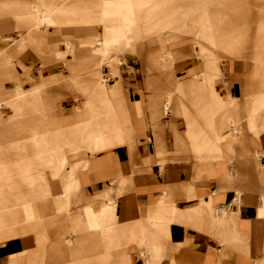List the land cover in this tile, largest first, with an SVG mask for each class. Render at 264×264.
I'll list each match as a JSON object with an SVG mask.
<instances>
[{
    "label": "crops",
    "instance_id": "1",
    "mask_svg": "<svg viewBox=\"0 0 264 264\" xmlns=\"http://www.w3.org/2000/svg\"><path fill=\"white\" fill-rule=\"evenodd\" d=\"M18 2L0 0V109L3 106L11 109L6 119L0 115V206L6 207L4 214L8 222L0 230L6 236L17 235L15 239H5L1 247L6 251L8 247H20L18 237L28 233L31 236L23 241L25 251L18 248L16 252L8 250L3 254L5 250L0 249V258H5L0 262L27 264L31 242L42 238L41 226L13 224L12 212L19 219L20 210L12 207L17 200L11 199L1 183L6 172L5 163L10 158L19 172L37 169V154H33L40 144H35L33 137L39 130L33 120L25 121L18 113L27 107L31 111L26 114H56L54 123L57 127L63 125V119L73 124L65 127L64 122V126L58 128L59 138L66 142L65 145L42 143L45 162L58 169L57 173L65 166L69 168L61 199L52 202L55 207L65 206L64 198L69 196L68 193L81 182L83 184L84 191L80 196H72L80 198L83 215L74 220L71 232L84 229L81 224L84 219L86 229L97 228V236L104 235L106 240L116 237L121 230L116 227L122 210L120 195L126 182L132 180L140 215L131 223L128 233L122 234L142 245L139 252L131 248L128 264H149L140 261L147 254L151 264H255L262 255L259 248H264V153L256 156L263 150L260 142L264 141V106H261L264 105V81L257 86L259 96L251 109L253 118L241 124L240 117L232 115L222 98L227 95L242 97L240 81L248 71L242 69L241 63L239 71V66L226 63V86L219 91L218 84L214 83L215 76L208 82L187 79L179 84L181 80L176 79L170 69L180 49L171 47L170 59L158 67L157 75L147 77L145 81L136 80L135 73L130 70L121 74L118 66H112L108 70L115 81L107 85L95 71L100 66V57L111 60V56H105L99 40L105 38L110 42L109 54L121 40L129 46L131 28L128 19H119L116 26L108 25L109 32L105 29L103 17L107 13L104 8L89 10V4L75 6L74 2L71 7L56 3L45 9L42 17L31 20L27 18L30 12ZM131 6L129 4L128 13H133ZM192 12L193 9L187 16ZM10 14L25 20L17 26L18 31L13 30L19 34L8 44L10 29H14L9 25L14 21L4 16ZM97 14L102 16V32L92 25ZM257 15L261 18V30L264 28L263 7L258 9ZM43 22L53 26L55 36L62 35L63 31L69 33L61 44L74 51L72 59L65 62L60 49L54 50L49 44L48 35L38 28ZM78 23L89 25L78 29ZM170 25L156 27L150 33L162 36L163 42L172 44L184 29L180 28L178 32L175 28L170 29ZM22 28L27 31H21ZM241 32L234 33L236 42ZM75 33L85 35L87 39L74 42ZM137 37L141 38V35ZM200 40L201 33L192 39L198 44ZM25 47L32 48L45 62L56 58L62 60L68 74L61 77L64 73H60L56 65L41 67L34 61V54L22 62V67L19 66L16 54ZM82 50H91L98 59L80 64L78 53ZM147 63L144 61L149 67ZM92 67L94 72H88L87 69ZM262 69L264 71L261 63H255L251 79ZM64 92L76 99L81 97V101L61 100ZM161 116L166 119L159 123ZM183 117L187 132H184ZM108 127L112 130L108 131ZM198 134L204 135L198 142H192L194 145L189 149L185 143L187 137L195 141ZM172 156L180 162L166 161ZM69 159L75 161L68 163ZM186 182L189 183L184 184ZM106 187L112 188V194L104 190ZM184 188L188 195L195 197L187 215L184 213L187 200ZM24 189L42 190L39 184L35 188L30 184ZM24 196L19 198L27 202ZM95 197L97 200L92 201ZM221 208L228 214L223 215ZM135 209L128 208L136 214ZM48 238L52 241L40 252L41 259L37 264L43 261L44 264H55L63 253L64 236L50 235ZM161 253H164L162 258ZM35 258L33 262H36ZM262 261L264 264V258Z\"/></svg>",
    "mask_w": 264,
    "mask_h": 264
},
{
    "label": "rangeland",
    "instance_id": "2",
    "mask_svg": "<svg viewBox=\"0 0 264 264\" xmlns=\"http://www.w3.org/2000/svg\"><path fill=\"white\" fill-rule=\"evenodd\" d=\"M74 2H76L75 4L77 5H75ZM18 3H21L20 5L30 12L27 17L30 19L42 17V15L45 14V9L54 6L56 3L62 7H67L71 4L75 6L89 4V10L93 8H104L107 13L103 17L106 20L105 24L107 27L105 26V29L109 32V26H116L119 19L125 21L128 19V25L131 28L128 39V41H130L129 46L124 44V40L119 41V45L109 54L111 60L105 59L102 56L100 57V66H96L98 69L96 68L95 71L98 72L100 79H105L106 82L104 83H107V85H111L115 81V78H110L108 70V68H112V66H118V70L120 69L121 74L122 72L125 73L126 70H130L135 73L136 80L145 81L147 77L157 75L158 67L166 60L170 59L169 52L171 47L180 49V54L174 58L172 61L173 65L170 69L173 76L181 80L178 82L179 84L187 79L196 82H200L201 80L208 82L215 76L214 83L216 85L218 84L219 91L220 88L224 89L226 86V63H234L236 67L239 66L237 67V71H239V68L241 69L239 65L241 63L242 69L248 71L241 79L242 82L240 81L242 86V97L227 95L226 98H222L224 99L225 105L231 109L232 115L240 117V124L253 118L251 109L254 107L253 105L258 102L259 96L257 86L264 81L263 69L261 71L258 70L256 78L251 79L252 68L255 63L259 62L264 67V28L261 30L259 29L261 18L257 15L258 9L264 8V0H19ZM129 4L130 6L133 4V6H131L133 13H128ZM13 7H15V5ZM192 9V14L187 16ZM4 17H8L14 21L13 24L9 25L14 28L10 29L8 37V44H11L14 41L13 36L19 34L18 32L13 33V30L18 31V25L22 24L25 18L21 19L20 16L16 14L5 15ZM95 17L96 22H93L92 25L102 32L100 23L102 16L97 14ZM168 23H171L170 29L175 28L178 32L180 28L184 29L172 44L167 41L163 42L164 39L162 36H154L150 33L152 29L164 27V24L166 25ZM88 25L89 23L76 24L78 29L87 28ZM52 27L53 26L48 25L46 22L38 26L42 34L48 35L49 44L54 46L53 49H60L61 53L65 55V62H67L75 55L72 49H65L61 44V40L67 36L68 32L63 31L62 35L55 36L53 33L54 28ZM147 28L148 30H145ZM21 31H27V29L22 28ZM238 31L242 32L240 38H238L236 42L237 36L234 37L233 35ZM199 33H201V40L199 44L198 42L194 43L192 39ZM163 34L165 35V33ZM138 35H141V38L137 37ZM86 39L85 35L73 34L74 42L79 43ZM207 39H209V41ZM260 52L261 55H259ZM197 53L199 54L197 55ZM33 54L36 58L34 61L39 62L41 67L49 64L56 65L60 68V73H64V76L61 75V77H65L66 74H68L65 62L58 58L50 62H45L42 60V57L30 47H25L21 53L17 52L16 57L20 61L19 66L23 65L22 62H26L28 58H32ZM78 54L80 64H86L92 59H98V55L94 54L91 50H82ZM144 61L148 62L147 65H149V67L144 64ZM93 69V67L88 68L87 71L94 72ZM38 73L42 74L43 71H39ZM130 78H133V76ZM160 85L161 83H159V86ZM162 85L165 84L162 83ZM67 99H74L76 102L81 101V97L76 99L64 92V97L61 100ZM60 101H58L57 104ZM261 106L263 107L264 105L262 104ZM243 107H245V111H243ZM27 111L31 110L25 107L19 110L18 113L19 117L25 121L33 120L39 130L33 137V142L35 144H40L33 154L34 156L37 154V169L34 168L27 173L19 172L17 166L14 164L15 161L10 158L5 163L6 172L1 182L11 199L14 201L17 200L16 204L12 207H18L20 210L19 219H16L12 212L13 224L42 227L39 231L42 238L31 242V253L28 254L29 256L26 263L37 264V262H40V252H42L47 245H50L49 243L52 241L48 236L57 237L63 235V253L57 257L58 259L55 260V264H128L132 253L131 248L133 247L139 252L142 245L141 242L132 241L130 238H127L128 235L122 234L123 232H125V234L128 233L129 226L140 215L138 210L139 207L134 199L135 183L131 180L126 182L123 189L119 186V188L122 189L120 195L122 210L116 227L121 230L118 231L116 237L106 240L104 235L97 236V228L86 229L87 223L84 219L81 220L82 228L84 229L71 232L75 222L74 220L83 215L80 206L82 204L80 198L72 196H80V192L84 191L83 184L81 182V184L68 193L69 196L64 198L66 202L65 206L62 208L55 207L52 202H57L58 199H61L63 184L69 175V168L65 166L57 173L58 169H55V167L45 162L46 160L42 158V143L51 142L55 145H65L66 142L59 138L58 131L64 126V122H66L65 127H70L73 124L63 119V125L57 127L54 123V116L56 114H26L25 112ZM10 113V108L6 106L1 107L0 115L3 119H6ZM176 117L173 118L176 119ZM165 119L166 116H161L158 118L157 122L160 123ZM185 127L186 129L184 132H187L186 122ZM202 135L204 134H198L197 137H195V141L191 140L192 137H187L185 141L186 146L190 149V146L194 145L193 143L196 141L198 142L199 137ZM250 136L254 137V134H250ZM260 143L263 146V150L258 151L256 156L264 153V141L262 140ZM168 159H172L170 161L173 163L179 161L178 158L173 156L167 157L166 161ZM74 161L75 160L69 159L68 163ZM185 167L187 166L185 165ZM187 176H190V173H188ZM78 178L81 180L79 175ZM187 183L189 182L184 184ZM30 184H33V188H35L36 184H39L42 190L37 192L26 191L24 188L28 187ZM104 190L110 194H112L113 191L111 187H106ZM184 190L187 196L184 205V213L187 215L192 210L190 208L193 207L195 197L194 194L192 196L188 195L186 188H184ZM24 194L25 199H28L27 202L19 198V196ZM91 200H97V198L95 197V199L93 198ZM30 204H32V206H30ZM49 204H53V206ZM92 204L94 209H96L94 202ZM174 204L177 206L176 203ZM131 207L136 208V214L128 210V208ZM14 208H11L12 211ZM5 209L6 207L0 206V228L5 227L8 223L4 214ZM212 210L214 212V208H212ZM221 213L223 215L228 214L225 208H221ZM8 225H11V223ZM123 227L126 228L127 231H125L126 229L123 230ZM74 234L79 237H74ZM30 236L29 233L22 234L18 237L20 247H8L7 249L10 252H16L18 248L25 251L23 241L26 237ZM7 238L15 239L17 235L6 236L0 230V249L3 251L5 250L3 254L8 253V250L6 251L4 247H1L3 241ZM259 249L263 255L264 248ZM33 251L35 252L34 254H32ZM163 255L164 253H161V258ZM262 255H260L259 260L255 264H262L264 258V255ZM33 257H36V262H33ZM148 257L149 254H147L145 258H140V261L151 264ZM4 259L5 258H0V260ZM0 264L2 263L0 262ZM42 264H44V261Z\"/></svg>",
    "mask_w": 264,
    "mask_h": 264
},
{
    "label": "bare ground",
    "instance_id": "3",
    "mask_svg": "<svg viewBox=\"0 0 264 264\" xmlns=\"http://www.w3.org/2000/svg\"><path fill=\"white\" fill-rule=\"evenodd\" d=\"M99 44L101 45V46H103V52L105 53V56H107V55H109V50H110V42L107 40V39H105V38H101L100 40H99ZM111 58V57H110ZM104 79V78H103ZM104 81H105V79H104ZM106 82V81H105ZM167 105H166V110H167ZM109 129H107L108 131H111L112 129L110 128V127H108ZM10 132V131H9ZM30 150V149H29ZM28 161H30V160H28ZM31 163V162H30ZM87 210V209H86ZM98 218V217H97ZM96 218V220H98Z\"/></svg>",
    "mask_w": 264,
    "mask_h": 264
}]
</instances>
